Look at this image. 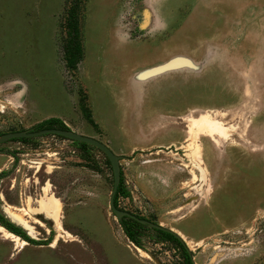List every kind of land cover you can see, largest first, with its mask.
Wrapping results in <instances>:
<instances>
[{"label":"rangeland","instance_id":"obj_1","mask_svg":"<svg viewBox=\"0 0 264 264\" xmlns=\"http://www.w3.org/2000/svg\"><path fill=\"white\" fill-rule=\"evenodd\" d=\"M68 5L0 0V135L51 117L115 135L117 209L178 234L192 264H264V0H80L74 72ZM82 94L103 130L83 120ZM0 172V214L38 243L0 227V264H184L148 226L140 248L127 240L97 149L9 141Z\"/></svg>","mask_w":264,"mask_h":264},{"label":"trees","instance_id":"obj_2","mask_svg":"<svg viewBox=\"0 0 264 264\" xmlns=\"http://www.w3.org/2000/svg\"><path fill=\"white\" fill-rule=\"evenodd\" d=\"M80 10V0H69V5L66 9L65 19L61 25L62 29L65 31V40L62 45V60L64 63V68L68 72H74L77 70V66L82 59V46H81V34L79 29V22H78V12ZM78 108L82 115L83 120L90 126L95 127L93 120L91 118L90 110L87 107V103L85 104V96L84 94L79 96L78 99ZM61 129L67 130L68 128L63 124V122L58 118H47L39 123H37L32 131L43 130V129ZM58 137V136H55ZM29 138H21V139H14L11 141L17 142H25L28 141ZM73 146L77 147L81 151L87 150L89 148L88 145L78 143V142H71ZM5 175L4 172H0V178ZM127 191L125 188L121 187V176L119 180V185L116 189V193L113 198L114 206H116V199L117 197L125 198L127 197ZM124 222L121 224L122 232L124 236L127 238L129 242H131L137 248H140L139 244V230L143 228L142 225L138 224L137 222L129 219V218H122ZM0 227L6 230L8 233L18 237L20 240L32 244L37 245L34 240L28 238L24 231L4 218L0 214ZM155 232L159 235L160 241L172 242L176 247L179 249L181 258L184 264H192L189 256V252L187 251L185 245L179 242V240L171 233L155 230Z\"/></svg>","mask_w":264,"mask_h":264},{"label":"water","instance_id":"obj_3","mask_svg":"<svg viewBox=\"0 0 264 264\" xmlns=\"http://www.w3.org/2000/svg\"><path fill=\"white\" fill-rule=\"evenodd\" d=\"M46 135L58 136V137H61L65 140H68L70 142H78V143L88 145L90 147L97 149L98 151H100L104 155V157L106 158V160L109 163V166L111 169V175H112V186H111V191H110V195L108 198V208H109L110 214L116 219V221L120 222L122 220V218H129V219H131V220H133L139 224H143V225L148 226L154 230H159V231L171 233L179 240V242H181V243H183V245H185L184 242L181 240V238L177 234L172 232L171 230L163 228L159 225L150 223L148 221L139 219V218L135 217L134 215H132L128 212L117 209L114 206L113 198H114V195L116 193V189L119 185V180H120L119 161L121 159H123L124 157L112 153L110 151V149L106 145L101 143L100 141L93 139V138H90V137H87V136H84V135H80V134L75 133L69 129L61 130V129L53 128V129H43V130H37V131H16V132H8L5 134H1L0 135V144H3L5 142H9V141L14 140V139L35 138V137L46 136ZM22 229H24V228H22ZM26 235L29 237L28 233H26Z\"/></svg>","mask_w":264,"mask_h":264},{"label":"crops","instance_id":"obj_4","mask_svg":"<svg viewBox=\"0 0 264 264\" xmlns=\"http://www.w3.org/2000/svg\"><path fill=\"white\" fill-rule=\"evenodd\" d=\"M80 63H81V61H80ZM79 63V64H80ZM78 64V65H79ZM77 68H78V66H77ZM90 114H91V112H90ZM91 118H92V120H93V123L95 124V127H97L99 130H103L98 124H96L95 123V120L93 119V114H92V116H91ZM121 123H122V121H121ZM90 126V125H89ZM92 127V126H91ZM103 133V132H102ZM102 133L100 132V133H95V134H93V135H90L91 137L90 138H93V139H96V140H99L101 143H103L104 145H106L107 147H108V145L107 144H109V149L114 153V154H124V151L123 150H125V148H121V149H111L112 147H110V145L111 144H117L116 142L118 141L116 138H115V135H110V136H108L107 138H105V137H103V135H102ZM89 137V136H88ZM114 140H116V142L114 143ZM123 149V150H122ZM121 150V151H120ZM177 151H182V150H180V148H175V152H176V154H177ZM119 156H121V155H119ZM149 176H158L157 174H151V175H149ZM149 176L146 178L147 180H149V182L150 181H152V182H154V179L152 178H149ZM143 188H145V186H143Z\"/></svg>","mask_w":264,"mask_h":264},{"label":"bare ground","instance_id":"obj_5","mask_svg":"<svg viewBox=\"0 0 264 264\" xmlns=\"http://www.w3.org/2000/svg\"><path fill=\"white\" fill-rule=\"evenodd\" d=\"M206 127V126H205ZM207 127L209 128V126L207 125ZM206 127V128H207ZM203 130V129H202ZM47 206V205H46ZM48 209H50L51 211H53L54 213H55V211H56V206L53 204V203H50L49 205H48ZM178 235V234H177ZM180 237V236H179ZM26 243V242H25ZM27 244V243H26Z\"/></svg>","mask_w":264,"mask_h":264}]
</instances>
